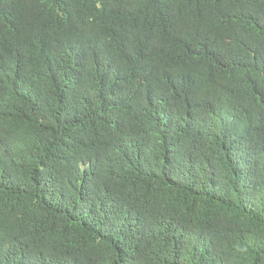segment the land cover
<instances>
[{
  "label": "trees",
  "instance_id": "obj_1",
  "mask_svg": "<svg viewBox=\"0 0 264 264\" xmlns=\"http://www.w3.org/2000/svg\"><path fill=\"white\" fill-rule=\"evenodd\" d=\"M0 264H264V0H0Z\"/></svg>",
  "mask_w": 264,
  "mask_h": 264
}]
</instances>
